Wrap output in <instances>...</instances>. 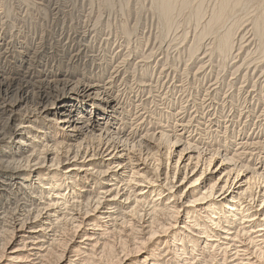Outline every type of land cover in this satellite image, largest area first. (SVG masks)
I'll return each mask as SVG.
<instances>
[{"label": "bare ground", "instance_id": "bare-ground-1", "mask_svg": "<svg viewBox=\"0 0 264 264\" xmlns=\"http://www.w3.org/2000/svg\"><path fill=\"white\" fill-rule=\"evenodd\" d=\"M46 83L42 109L0 108V264H264L262 173L188 148L132 159L135 135L112 127L118 100Z\"/></svg>", "mask_w": 264, "mask_h": 264}, {"label": "rangeland", "instance_id": "rangeland-1", "mask_svg": "<svg viewBox=\"0 0 264 264\" xmlns=\"http://www.w3.org/2000/svg\"><path fill=\"white\" fill-rule=\"evenodd\" d=\"M161 2L0 0V108L42 109L46 81L96 86L118 100L132 159L188 148L264 176V0Z\"/></svg>", "mask_w": 264, "mask_h": 264}]
</instances>
